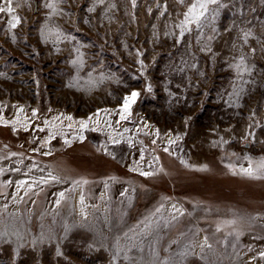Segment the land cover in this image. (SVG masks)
Instances as JSON below:
<instances>
[{
    "label": "rangeland",
    "instance_id": "374dc122",
    "mask_svg": "<svg viewBox=\"0 0 264 264\" xmlns=\"http://www.w3.org/2000/svg\"><path fill=\"white\" fill-rule=\"evenodd\" d=\"M189 2L0 0V264H264V0Z\"/></svg>",
    "mask_w": 264,
    "mask_h": 264
},
{
    "label": "snow or ice",
    "instance_id": "6c2138e0",
    "mask_svg": "<svg viewBox=\"0 0 264 264\" xmlns=\"http://www.w3.org/2000/svg\"><path fill=\"white\" fill-rule=\"evenodd\" d=\"M6 3H11V0H5ZM181 3L184 2V0H180ZM133 4H135V0H133ZM210 5H218L220 7H223L222 0H190L187 8V12L184 14V20L181 25V31L184 30L191 31V26L195 25L197 28H200L202 26V21L205 19V17L208 15L209 7ZM5 9L0 7V12H4ZM8 12H11V8L7 9ZM217 9H213V13H215ZM214 18V16H213ZM13 20L15 23L12 24V27H15L16 24L19 23V19L17 17H13ZM249 33H245V35H248ZM243 66V60H241V65L238 67ZM139 96V93L132 92L129 96L125 97L124 99V108L123 110L125 112H128L130 109L131 104H133L136 101V98ZM122 119L124 117H121ZM68 119H71L69 117ZM81 126L86 128L87 123L84 121H81ZM261 170H264V162H261L259 165ZM241 172L248 176L254 175V170L252 168L248 169H241ZM142 175H150V173L142 172ZM55 179V177H53ZM43 182V181H42ZM61 198H63L64 193L59 194Z\"/></svg>",
    "mask_w": 264,
    "mask_h": 264
},
{
    "label": "bare ground",
    "instance_id": "6f19581e",
    "mask_svg": "<svg viewBox=\"0 0 264 264\" xmlns=\"http://www.w3.org/2000/svg\"><path fill=\"white\" fill-rule=\"evenodd\" d=\"M76 195H74L75 197L74 198H76V204L78 203H80V201H77L79 198H80V196H78V193H75ZM80 194V193H79ZM82 196V195H81ZM82 200V199H81ZM82 202V201H81ZM74 203H75V200H74ZM181 210V209H180ZM179 211V210H178ZM180 212V211H179ZM178 212V213H179Z\"/></svg>",
    "mask_w": 264,
    "mask_h": 264
},
{
    "label": "water",
    "instance_id": "95a60500",
    "mask_svg": "<svg viewBox=\"0 0 264 264\" xmlns=\"http://www.w3.org/2000/svg\"><path fill=\"white\" fill-rule=\"evenodd\" d=\"M35 12H36V13L38 12V8H37V6H36V9H35Z\"/></svg>",
    "mask_w": 264,
    "mask_h": 264
}]
</instances>
